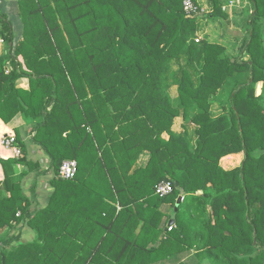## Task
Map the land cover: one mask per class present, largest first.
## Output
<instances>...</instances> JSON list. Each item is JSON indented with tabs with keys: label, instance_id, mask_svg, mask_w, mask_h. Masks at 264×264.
Listing matches in <instances>:
<instances>
[{
	"label": "trees",
	"instance_id": "obj_1",
	"mask_svg": "<svg viewBox=\"0 0 264 264\" xmlns=\"http://www.w3.org/2000/svg\"><path fill=\"white\" fill-rule=\"evenodd\" d=\"M183 2L18 0L20 39L0 12L9 46L0 51V118L39 120L32 140L50 159L42 171L25 143L20 157L0 158V264H264V0H250L236 55L196 41L200 20L227 16L223 0L199 16ZM176 63L174 104L166 81ZM24 77L29 89L18 87ZM241 152L239 166H222ZM67 159L78 163L69 180L57 176ZM15 164L51 174L46 206L32 208L29 172L16 175ZM164 180L174 189L161 197ZM19 224L35 238L3 234Z\"/></svg>",
	"mask_w": 264,
	"mask_h": 264
},
{
	"label": "crops",
	"instance_id": "obj_2",
	"mask_svg": "<svg viewBox=\"0 0 264 264\" xmlns=\"http://www.w3.org/2000/svg\"><path fill=\"white\" fill-rule=\"evenodd\" d=\"M197 2L202 5V8H204L206 12L211 10L210 0H197ZM223 2V7L228 13L227 18L212 19L206 17L204 20H200V29L197 32V37H200L201 39L208 38L212 42L220 43L218 42V35H221L224 32V34H228V40L230 42L228 43V47L226 45L225 46L232 54L236 55L239 54L244 37L246 36V24L244 26V23H246L249 14L252 13L253 7L250 0H223ZM0 12L6 17L8 22H11L14 34H16V37L20 39L23 33V22L20 15L18 0H0ZM220 26L222 28L219 30ZM0 39H4L1 34ZM8 47L9 46L6 41L4 43L0 42V51L2 54H6L8 52ZM18 87L29 89V79L25 77L21 78L18 81ZM263 90L264 82L261 81L256 86L257 95L262 94ZM220 110L222 109L220 108ZM38 121L39 120L31 121L26 118L24 113H19L8 123L0 118V158H18L14 157L12 148H7L2 143V138L4 136L10 133H15L18 138L19 146L22 147V143H25L27 146V159L39 163L42 171L45 169L47 170L50 159L43 152L42 148L35 144L32 140L33 132L31 133V131ZM232 156H239L242 160L244 158V154L242 152L238 154H230L226 157ZM148 159L149 155H142L139 163L141 165L146 164ZM240 164L241 162H239L238 165ZM229 167L230 168L226 169H231L235 167V165L233 167ZM14 170L16 175L29 172V174L22 179V185L24 192L29 197L31 196L32 189H35L36 191V200H34L32 208L46 206L49 196H51L54 190L50 184L51 174H48L47 172L44 174H37L35 171H30L29 167L25 164H15ZM4 179L5 171L2 163L0 162V182H3ZM161 209L165 214H169L171 213L173 206L170 203H165L162 205ZM165 219L166 217L164 220ZM14 233L19 234L21 239L24 241H31L35 238V232L27 224H19L16 225L15 228H6L3 232V234L6 235H13Z\"/></svg>",
	"mask_w": 264,
	"mask_h": 264
},
{
	"label": "built area",
	"instance_id": "obj_3",
	"mask_svg": "<svg viewBox=\"0 0 264 264\" xmlns=\"http://www.w3.org/2000/svg\"><path fill=\"white\" fill-rule=\"evenodd\" d=\"M183 7L188 16H199L206 12L204 8L199 7L194 0H184ZM200 37H197L196 41L199 42ZM1 43H4V39H0ZM2 143L7 148H12L14 157H20L22 155V148L19 146L18 138L15 133H10L2 138ZM78 171V163L75 159H67L63 161L57 176L61 179H73ZM174 184L171 181H161L156 187V193L165 197L173 192ZM19 214V213H18ZM172 226H168V229H172Z\"/></svg>",
	"mask_w": 264,
	"mask_h": 264
},
{
	"label": "rangeland",
	"instance_id": "obj_4",
	"mask_svg": "<svg viewBox=\"0 0 264 264\" xmlns=\"http://www.w3.org/2000/svg\"><path fill=\"white\" fill-rule=\"evenodd\" d=\"M227 16H228V13H227ZM227 16L225 18H227ZM225 18H223V19H225ZM245 24L246 23H244V26H245ZM221 28L222 27L220 26L219 30ZM218 38H219L218 42H220L222 45L224 44V46L226 45L228 47V43H230L229 40H228V34H224V32H223L221 35H218ZM202 40H204V39H202ZM177 68H178V64L176 63L174 65V68H172L170 70V72L168 74V77H167V81H166L168 83V85H169L168 92L170 94V98H171V100H172V102L174 104L178 103V90H177L178 89V80H177V77L175 76V71H174V69H177ZM230 89L231 88L228 85L225 88L222 89V92H221L222 93V97L220 98L221 101L224 100L223 102H225V100L227 98V95H228V92H229ZM220 104H221L220 102L215 103L214 108H213L214 112H216V113L221 112L220 111V107H221ZM183 122H185V121L182 119V117L177 118L176 119V123L174 124V127H173L174 130L181 132L182 128H183L182 127L183 126ZM195 128H196L195 125H193V124L189 125V131H190V133H191L193 138H195V134H194ZM165 136L167 137L166 134H165ZM235 154H238V153H235ZM225 157H224V159L221 160V164H222V166L225 169L226 168H230L229 166H232V167L234 165H235V167L239 166L238 165L239 162H242V159L239 156L238 157L237 156H232V157H226V158ZM172 216H173V213L171 211V213L169 214L168 217H172Z\"/></svg>",
	"mask_w": 264,
	"mask_h": 264
},
{
	"label": "water",
	"instance_id": "obj_5",
	"mask_svg": "<svg viewBox=\"0 0 264 264\" xmlns=\"http://www.w3.org/2000/svg\"><path fill=\"white\" fill-rule=\"evenodd\" d=\"M176 186L178 187L179 186V183L178 182H176ZM182 200H183V196L182 195H180L179 197H178V200H177V203H176V210H177V207L180 205V203L182 202ZM173 224H175V220L174 219H171L169 222H168V226H171V225H173Z\"/></svg>",
	"mask_w": 264,
	"mask_h": 264
}]
</instances>
